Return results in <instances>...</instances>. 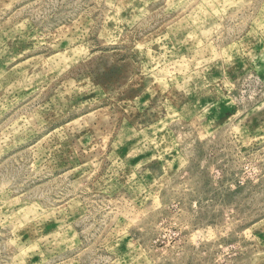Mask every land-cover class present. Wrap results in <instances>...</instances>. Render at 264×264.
<instances>
[{"label": "rangeland", "instance_id": "obj_1", "mask_svg": "<svg viewBox=\"0 0 264 264\" xmlns=\"http://www.w3.org/2000/svg\"><path fill=\"white\" fill-rule=\"evenodd\" d=\"M0 264H264V0H0Z\"/></svg>", "mask_w": 264, "mask_h": 264}]
</instances>
